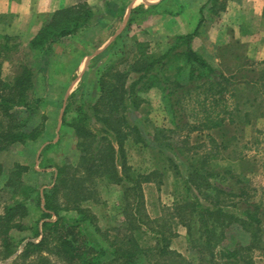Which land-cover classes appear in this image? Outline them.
Masks as SVG:
<instances>
[{"label":"trees","instance_id":"trees-1","mask_svg":"<svg viewBox=\"0 0 264 264\" xmlns=\"http://www.w3.org/2000/svg\"><path fill=\"white\" fill-rule=\"evenodd\" d=\"M94 16L87 3L58 10L49 16L32 41V46L42 48L44 53L52 52L54 44L89 26ZM197 34L196 31L178 37L161 55H150L148 44L137 42L134 54L121 60L124 66L112 63L102 73L95 102L72 106L73 118L68 123L64 121L77 140L78 160L76 164L59 165L53 185L36 192V201L44 212L36 232L39 239L38 242L25 245L20 262L15 264H55L49 258L51 255L65 264H103L107 254L119 264H140L141 258L144 264H192L170 248L171 239L176 236L172 221L177 216L182 217L180 221L188 226L189 242L199 249L201 262L254 264L252 253L260 249L264 236L260 219L261 203L250 201V193L256 194L258 189L242 186L237 193L225 186L227 176L234 178L235 185L240 186L237 175L227 171L215 182L218 174L211 173L204 165L218 159L239 164L249 161L244 154L240 157H222L218 150L237 146L233 141L247 129L264 136V128H256L257 121H262L264 125V70L258 73L246 61L239 63L237 70L227 75L193 48L192 42ZM12 40L10 36L0 34V58L3 60L9 57ZM173 57L183 60V65L178 66V73L168 77L166 70L174 65ZM1 65L2 61L0 72ZM183 71L186 72L185 81L182 78ZM33 74L31 69L24 67L11 81L0 78V154L16 144L37 140L44 131L45 124L29 127L32 115L42 103L40 98L32 100L29 96V90L33 87ZM131 74H138V78L128 86ZM240 75L242 78L239 79ZM154 86L165 94L175 128L188 126L189 135L192 132L215 130L221 133L222 140L218 142L214 135H205L210 146H213L200 158H194L191 163L193 167L189 166L185 185L191 196L172 209L175 211L156 220L162 223L158 230H150L154 242L149 244L139 239V236H147L149 230L144 231L141 226H136L134 218L143 206V185L152 182L158 173L136 174L128 164L127 142L132 140L138 143L143 138L139 129L130 124L126 114L131 105L140 107L142 100L138 93ZM184 142L187 144V141ZM245 149H248L247 144L242 145L240 152ZM28 170L23 165H15L4 183V189L12 194V203L7 204L0 214L1 264H5L4 261L16 250L11 233L26 228L28 203L34 192L22 180L23 172ZM2 174L0 164L1 177ZM176 174H180L178 168ZM101 184H128L130 187L126 188L124 196L127 199L133 194L136 200L135 211L131 214L124 211L125 222L122 225L125 224V227H113L112 233L108 230L103 233L105 239L102 240L109 250L103 247L98 249L91 243L95 241V235L98 238L102 234V230L95 225L96 216L85 208L86 204L99 201L97 188ZM241 204L245 207L241 208ZM71 211L77 213V218L61 215V212ZM189 221L199 222L201 230L193 229ZM234 227H243L251 233L248 246L242 243L234 248L219 246L226 240V230ZM136 231L139 234L135 237ZM41 251L47 252L48 256L39 254L36 259L27 262L30 254Z\"/></svg>","mask_w":264,"mask_h":264},{"label":"rangeland","instance_id":"rangeland-1","mask_svg":"<svg viewBox=\"0 0 264 264\" xmlns=\"http://www.w3.org/2000/svg\"><path fill=\"white\" fill-rule=\"evenodd\" d=\"M119 1L107 0L105 2L107 5L103 15L107 26L97 25L100 14L97 9L91 8L95 16L90 25L97 28L89 34L81 38H78L77 35L70 36L69 41L61 40L52 46V52L46 53L42 51V48L32 46V41L42 28L35 36H33L32 31L13 35L10 36L13 40L10 43L12 50L9 57L4 58V60L0 58L2 61L0 78L4 81L13 80L24 67L32 70L34 79L33 87L29 90V96L32 100L40 98L42 103L32 115L29 127L45 124L44 131L37 140L16 144L8 151L0 154L1 173L3 172L2 177L0 176V214L3 213L7 204L12 203V194L6 188L4 189V183L9 171L15 165L20 164L29 168L27 172H23L22 180L26 186L34 191L28 203L29 215L25 219L26 228L23 231L11 233L16 244V250L4 261L5 264L20 262V256L25 245L28 242H38L39 238L36 237V232L42 222L41 217L44 212L39 208L38 201H36L37 193L53 185L54 174L59 165L64 163L76 164L78 160L77 140L64 121L66 120L68 123L73 118L74 107L72 108V106L95 102L98 95V82L102 73L112 63H118L120 67L124 66L120 63L121 60L134 54L137 42L148 44L150 55H161L176 39V37L167 35L166 28L175 16L170 14V18H166L167 16H162L161 10L155 9L156 4L150 5L146 0H132L128 2V4L134 3L135 6L130 22H124L123 15L128 4H123L124 0ZM154 3L158 2L155 1ZM50 15L52 14L43 17V26L47 23ZM162 18L166 20L163 21ZM121 23L124 24L122 29L113 38ZM0 34L6 36L2 30H0ZM103 41H106L104 47L97 48ZM208 45V43L195 45V48H198L196 51L200 52L210 64L221 69L227 75L235 72L239 63L246 61H249L250 67L256 69L258 73L264 70L262 62L247 57L249 49L246 44L232 43L213 50ZM171 60L170 63H172ZM182 61L173 57L174 65L166 70L168 77L179 72L178 66L183 65ZM185 74L186 72L183 71L182 78L184 81L186 79ZM137 78L138 74H131L127 85L129 86ZM138 95L142 100L140 107L135 108L131 105L126 115L130 124L139 129L143 141L137 143L131 140L127 142V161L136 174L158 173L153 177L152 182L143 185V206L141 212H136L137 217L134 218L136 226H141L144 231L149 230L147 236H139L140 241L153 244L154 235L150 230L152 228L158 230L162 223L156 222V220L167 216L171 213L170 211H175L172 209L191 196L185 185L189 166L193 167L191 163L194 158H200L213 146H210V141L205 135H214L218 142L222 140V136L215 130H205L202 133L192 132L189 135L190 128L188 126L182 127L183 129L175 128L165 94L157 86L148 91L142 90ZM63 103L67 104L66 110L63 109ZM256 128L263 129V122L257 121ZM172 130L174 132H171ZM184 141H187V144ZM233 142L237 146H231L228 150H218L221 152V156L240 157L241 154H244L248 156L249 161L239 164L235 161L229 162L226 159L211 160L210 163L204 165V168L211 173L218 174L215 182L220 180V177L227 171L237 175L241 182L240 186L237 185L239 187L235 185V179L228 176L227 184H224L237 193L242 186L258 189L256 194L249 192L251 194L250 201L261 203L260 219L264 232V189L262 188L264 186V136L253 133V129H247L243 134L240 133L238 139ZM243 144H247L248 149L240 152ZM177 168L180 171L179 176L176 174ZM128 187H130L128 184L120 186L101 184L97 188L99 201L85 205V208H88L96 216L95 225L102 230V234L98 238L95 235L93 239L95 241L91 242L98 249L103 247L109 250L107 244L102 240V238L105 239L103 233L107 230L112 233L113 227H125V224L122 225L125 222L124 211H127V214L135 211L136 200H134L133 194L127 199L124 196ZM228 202H231V198ZM240 206L241 208L245 207L244 204ZM61 215L69 218H77L78 216L74 211L61 212ZM181 218L177 216L172 221L173 232L176 236L171 239L170 248L192 264H199L202 255L199 253V249L194 248L189 242L188 226L181 222ZM189 225L193 229L201 230L199 222L189 221ZM137 233V231L134 232L135 237ZM250 242L251 233L245 231L243 227H234L226 230V240L221 244L219 243V246L226 245L234 248L240 243L248 246ZM260 245V249H255L252 253L254 264H264V251H262L264 249V236ZM39 254L48 256L47 252L44 251L33 252L27 262L36 259ZM49 258L55 264H65L64 261L54 255L49 256ZM141 260L142 258L139 260L140 264H144L141 263ZM1 263L2 261H0ZM103 264L119 263L114 262L110 254H107L103 259ZM201 264L205 263L202 261Z\"/></svg>","mask_w":264,"mask_h":264},{"label":"crops","instance_id":"crops-1","mask_svg":"<svg viewBox=\"0 0 264 264\" xmlns=\"http://www.w3.org/2000/svg\"><path fill=\"white\" fill-rule=\"evenodd\" d=\"M107 0H0V30L5 35H21L28 31L33 36L43 26V17L53 14L58 10L87 3L89 7L98 10L100 14L98 26H107L104 12ZM120 2L119 0H112ZM132 0H124L128 4ZM155 9L161 10L162 16L170 18L175 16L171 24L167 26V35L176 37L198 32L193 39L192 46L208 43L210 49L222 45L241 43L248 45L249 59L264 62V0H146ZM158 3H154V2ZM116 2V3H117ZM120 5V3H117ZM123 15L124 22H130L134 3L127 5ZM148 4L146 5V7ZM207 12V14H206ZM98 14V15H99ZM127 17V18H125ZM7 19V20H6ZM165 21V18H162ZM123 22V23H124ZM124 25V24H123ZM119 24L115 35L122 29ZM89 25L76 34L78 38L89 34L96 29ZM171 31V32H169ZM75 36V35H74ZM76 37V39H78ZM112 38V37H111ZM112 38V40H114ZM70 37L64 39L69 41ZM111 40V41H112ZM109 41V40H108ZM106 41L100 43L97 48H103ZM253 47V49H251ZM56 103V102H55ZM67 104L63 103L66 110ZM55 176V174H54Z\"/></svg>","mask_w":264,"mask_h":264}]
</instances>
